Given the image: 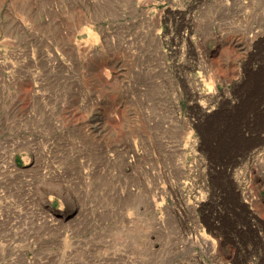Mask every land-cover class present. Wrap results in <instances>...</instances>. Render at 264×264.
Segmentation results:
<instances>
[{"label": "rangeland", "instance_id": "obj_1", "mask_svg": "<svg viewBox=\"0 0 264 264\" xmlns=\"http://www.w3.org/2000/svg\"><path fill=\"white\" fill-rule=\"evenodd\" d=\"M0 264H264V0H0Z\"/></svg>", "mask_w": 264, "mask_h": 264}]
</instances>
